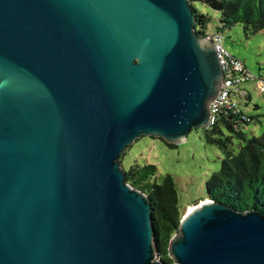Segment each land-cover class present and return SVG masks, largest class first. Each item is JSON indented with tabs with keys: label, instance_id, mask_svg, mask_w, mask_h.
<instances>
[{
	"label": "water",
	"instance_id": "water-1",
	"mask_svg": "<svg viewBox=\"0 0 264 264\" xmlns=\"http://www.w3.org/2000/svg\"><path fill=\"white\" fill-rule=\"evenodd\" d=\"M196 15L190 0H0V264H167L121 155L206 129L223 69ZM168 256L264 264V214L207 198Z\"/></svg>",
	"mask_w": 264,
	"mask_h": 264
},
{
	"label": "trees",
	"instance_id": "trees-1",
	"mask_svg": "<svg viewBox=\"0 0 264 264\" xmlns=\"http://www.w3.org/2000/svg\"><path fill=\"white\" fill-rule=\"evenodd\" d=\"M202 3L215 10L219 15L216 32L222 34L237 24H242L246 37L264 30V0H190L197 14L196 30L204 36L211 17L199 12L194 3ZM237 57V56H236ZM247 116L249 121H243ZM258 119L246 113L220 116L219 121L203 134L207 143L216 145L223 153L221 167L214 171L205 184L204 197L221 201L238 210H258L264 214V132L249 136L244 126ZM239 123L235 126L234 121ZM238 140L240 145L235 151L232 145ZM174 147L175 144H169ZM125 152L122 153L121 158ZM126 182L146 193L152 202V223L156 233L159 258L172 264L168 256L169 242L178 231L184 216L179 203L176 183L171 174H167L162 183L155 180L157 166L138 163L125 168ZM202 201L205 198H201Z\"/></svg>",
	"mask_w": 264,
	"mask_h": 264
},
{
	"label": "rangeland",
	"instance_id": "rangeland-1",
	"mask_svg": "<svg viewBox=\"0 0 264 264\" xmlns=\"http://www.w3.org/2000/svg\"><path fill=\"white\" fill-rule=\"evenodd\" d=\"M195 8L209 17L211 21L207 32L216 31L219 25V15L201 1L194 3ZM223 43L231 53L245 59L248 69L257 75L264 72V30L246 37L242 24L234 25L222 32ZM258 94V93H257ZM264 105L263 93H259ZM248 135L259 136L264 132L258 122H252ZM240 143L235 140L232 148L237 151ZM222 151L214 144L206 142L202 129L192 130L186 141L171 147L162 138L143 136L137 139L121 158L125 168L138 163L143 166L147 163L157 166L155 180L162 183L167 174L174 178L178 189L179 203L186 214L193 206L205 198V184L211 174L221 167ZM171 259V258H170ZM172 260V259H171ZM172 264H175L172 260Z\"/></svg>",
	"mask_w": 264,
	"mask_h": 264
},
{
	"label": "built area",
	"instance_id": "built-area-1",
	"mask_svg": "<svg viewBox=\"0 0 264 264\" xmlns=\"http://www.w3.org/2000/svg\"><path fill=\"white\" fill-rule=\"evenodd\" d=\"M204 36L215 47L223 69L221 88L209 104L210 117L206 126V129H209L219 121L222 114L235 115L243 112L242 105L249 96L247 87L249 82L255 81L256 88L264 93V78L253 74L244 61L229 51L223 43L224 37L221 33L216 31L206 32ZM242 119L243 121H249L247 116H243ZM238 123V120L234 121L235 126Z\"/></svg>",
	"mask_w": 264,
	"mask_h": 264
},
{
	"label": "crops",
	"instance_id": "crops-1",
	"mask_svg": "<svg viewBox=\"0 0 264 264\" xmlns=\"http://www.w3.org/2000/svg\"><path fill=\"white\" fill-rule=\"evenodd\" d=\"M215 13H217V12H215ZM241 60L244 61L245 65H246L245 59L244 60L241 59ZM256 76L260 77V78H264V72L258 73ZM247 87L249 90V96H248L247 100L244 102V104L242 105V111L246 114H249L252 117L258 116V119L251 121L250 123L258 122L263 127L264 126V105H263L262 99H259V93L260 94H262V93L256 88L255 81L249 82L247 84ZM263 96H264V93H263ZM249 124L244 126V130L247 132L250 131V125Z\"/></svg>",
	"mask_w": 264,
	"mask_h": 264
},
{
	"label": "bare ground",
	"instance_id": "bare-ground-1",
	"mask_svg": "<svg viewBox=\"0 0 264 264\" xmlns=\"http://www.w3.org/2000/svg\"><path fill=\"white\" fill-rule=\"evenodd\" d=\"M204 200H206V199H204ZM204 200H203V201H204ZM195 206H196V205H195ZM195 206H193L192 209H193ZM190 210H191V209H190Z\"/></svg>",
	"mask_w": 264,
	"mask_h": 264
}]
</instances>
